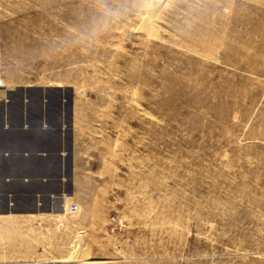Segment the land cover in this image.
<instances>
[{
  "label": "rangeland",
  "instance_id": "obj_1",
  "mask_svg": "<svg viewBox=\"0 0 264 264\" xmlns=\"http://www.w3.org/2000/svg\"><path fill=\"white\" fill-rule=\"evenodd\" d=\"M0 79L88 182L0 264H264V0H0Z\"/></svg>",
  "mask_w": 264,
  "mask_h": 264
},
{
  "label": "crops",
  "instance_id": "obj_2",
  "mask_svg": "<svg viewBox=\"0 0 264 264\" xmlns=\"http://www.w3.org/2000/svg\"><path fill=\"white\" fill-rule=\"evenodd\" d=\"M11 90H0V216L47 220L85 189L84 154L73 132L68 141L61 104L8 101Z\"/></svg>",
  "mask_w": 264,
  "mask_h": 264
},
{
  "label": "built area",
  "instance_id": "obj_3",
  "mask_svg": "<svg viewBox=\"0 0 264 264\" xmlns=\"http://www.w3.org/2000/svg\"><path fill=\"white\" fill-rule=\"evenodd\" d=\"M76 210H77L76 206L73 205L70 207V212H76Z\"/></svg>",
  "mask_w": 264,
  "mask_h": 264
},
{
  "label": "bare ground",
  "instance_id": "obj_4",
  "mask_svg": "<svg viewBox=\"0 0 264 264\" xmlns=\"http://www.w3.org/2000/svg\"><path fill=\"white\" fill-rule=\"evenodd\" d=\"M1 80V79H0ZM0 86H2V82L0 81ZM53 264V263H52Z\"/></svg>",
  "mask_w": 264,
  "mask_h": 264
}]
</instances>
